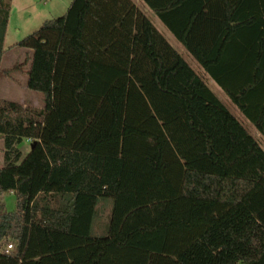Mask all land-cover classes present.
<instances>
[{"label":"trees","instance_id":"obj_1","mask_svg":"<svg viewBox=\"0 0 264 264\" xmlns=\"http://www.w3.org/2000/svg\"><path fill=\"white\" fill-rule=\"evenodd\" d=\"M142 1L264 137V0ZM13 47L0 73L43 105L0 100V264H264V148L132 0H72Z\"/></svg>","mask_w":264,"mask_h":264},{"label":"rangeland","instance_id":"obj_2","mask_svg":"<svg viewBox=\"0 0 264 264\" xmlns=\"http://www.w3.org/2000/svg\"><path fill=\"white\" fill-rule=\"evenodd\" d=\"M71 1L72 0H63L62 7L66 4L68 8ZM1 2H8L9 12L6 30L4 33L3 54L0 62V68L1 70H3L11 68L15 63L22 62L25 58V55L30 54L29 50L26 48L9 47L17 43L23 37L37 30L44 20L56 18L59 15H55L57 13H54V11L50 9V7L52 6L51 3H56L57 0H53V2H50V0H1ZM147 17L158 30H163L168 42L173 46V48H175L177 52H179V46L176 44L175 40H169L168 34H166L165 32L166 29L160 22H158L159 20L155 18V16L150 15V13ZM181 56L188 62V64L194 69V71H196L201 77H203V80L205 82L212 84L211 87L213 88L214 92H216V86L214 82H212L210 76H208V74H206L204 71L198 70L199 66H197L194 61L190 59V57L186 55ZM187 57L192 62H189ZM192 64L195 65V68ZM26 83L27 76L22 72L13 71L8 77L0 73V100L16 101L24 106H28L31 108L42 107V94L27 88ZM224 106L258 141L260 146L264 148V137H262L261 135H256V129L243 116V114L228 100L226 103H224ZM3 147V139L0 136V166L2 165L3 160ZM18 147L22 153V159L29 152L30 142L28 140H23L18 145ZM0 200L1 203H4L6 211L15 210V197L13 196V194L5 193L2 198H0Z\"/></svg>","mask_w":264,"mask_h":264},{"label":"crops","instance_id":"obj_3","mask_svg":"<svg viewBox=\"0 0 264 264\" xmlns=\"http://www.w3.org/2000/svg\"><path fill=\"white\" fill-rule=\"evenodd\" d=\"M62 1L63 0H57L56 3H51L52 6L50 7V9L52 11H54V13H57L55 15H63L66 11H67V6L65 4V6L63 5L62 7ZM134 2V4L136 5V7L142 11L144 14H146V16L152 15L155 16V18H157L163 26L166 29V34H168V38L169 40H175L176 44L179 46L180 50H179V54L180 55H186L188 57H190V59L192 61H194V63L199 66L198 70L200 71H204V69L200 66V64H198V62L192 57V55L187 51V49L183 46V44L177 40V38L172 34V32L169 30V28L166 26V23L164 20H162L146 3H144L142 0H132ZM50 2H53V0H50ZM144 3V5H143ZM70 5V4H69ZM69 7V6H68ZM59 13V14H58ZM62 13V14H61ZM58 17V16H57ZM173 21H176V18L173 19ZM159 31H161V33L163 34V36L166 38L164 32L162 29H160ZM173 38V39H171ZM187 57V59L189 60V62H192L189 58ZM195 68V65L192 64ZM194 70V69H193ZM205 72V71H204ZM206 73V72H205ZM212 80V79H211ZM212 82H214L212 80ZM206 84H208V87L211 89V91L217 96V98L223 103H226L227 100L229 102H231L229 100V98L227 97V95L223 92V90H221V88L214 82L215 86H216V92H214L213 88L211 87V83L205 82ZM217 93V94H216ZM223 103V105H224ZM254 127V126H253ZM256 135H260V133L256 130ZM98 213L96 214L95 217V221L93 223V230L96 233L99 234H103L105 232V230L107 229L108 226V218H109V211H110V203L108 201H104L101 200L98 204Z\"/></svg>","mask_w":264,"mask_h":264},{"label":"built area","instance_id":"obj_4","mask_svg":"<svg viewBox=\"0 0 264 264\" xmlns=\"http://www.w3.org/2000/svg\"><path fill=\"white\" fill-rule=\"evenodd\" d=\"M8 247H10V245H8Z\"/></svg>","mask_w":264,"mask_h":264}]
</instances>
